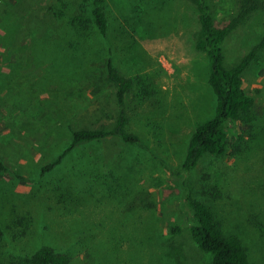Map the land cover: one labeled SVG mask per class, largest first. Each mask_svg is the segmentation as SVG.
Returning <instances> with one entry per match:
<instances>
[{
  "label": "rangeland",
  "instance_id": "obj_1",
  "mask_svg": "<svg viewBox=\"0 0 264 264\" xmlns=\"http://www.w3.org/2000/svg\"><path fill=\"white\" fill-rule=\"evenodd\" d=\"M240 3L210 0L216 22ZM259 3L223 44L228 66L264 37ZM95 7L105 36L91 21ZM199 30L188 0H0V157L9 168L0 173V264H24L45 246L69 264L211 263L190 235L187 175H176L196 127L216 112ZM109 59L128 81L127 130L140 143L81 144L42 173L73 131L114 122ZM242 77L253 118L231 124L227 154L205 155L190 183L250 262L264 264V50Z\"/></svg>",
  "mask_w": 264,
  "mask_h": 264
},
{
  "label": "trees",
  "instance_id": "obj_2",
  "mask_svg": "<svg viewBox=\"0 0 264 264\" xmlns=\"http://www.w3.org/2000/svg\"><path fill=\"white\" fill-rule=\"evenodd\" d=\"M198 12L200 30L196 49L207 55L209 60V86L216 96V112L214 117L196 127L189 141L186 156L177 176L187 175L182 180L185 189V204L192 214L190 235L201 252L210 254V264H252L247 250L237 235L224 231L213 209L193 195L191 174L198 167L205 155L214 157L225 156L229 149L232 135L231 124L251 120L254 114L255 99L245 91L243 73L264 50V37L239 62L228 66L223 55V44L234 31L244 26L251 16L259 9V0H241L239 9L227 23H217L212 15L210 0H188ZM74 19L83 20L81 14ZM91 21L103 36L107 34L108 23L101 7L91 12ZM105 68L106 80L114 89L117 112L114 122L96 129L73 131L70 145L50 164L42 169V173L51 171L78 145L97 142L108 138H120L124 143L138 144V136L127 130V113L125 95L129 90L128 81L122 77L113 62L109 59ZM8 164L0 157V173L8 172ZM178 233L179 229L174 230ZM1 234V232H0ZM68 257L58 254L50 247H42L34 254L25 258L24 264H69Z\"/></svg>",
  "mask_w": 264,
  "mask_h": 264
}]
</instances>
